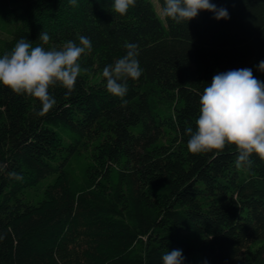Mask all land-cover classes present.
Returning a JSON list of instances; mask_svg holds the SVG:
<instances>
[{
    "label": "trees",
    "instance_id": "16d2710c",
    "mask_svg": "<svg viewBox=\"0 0 264 264\" xmlns=\"http://www.w3.org/2000/svg\"><path fill=\"white\" fill-rule=\"evenodd\" d=\"M0 0V56L21 38L45 48L92 41L75 90L40 102L0 85V264H264V161L237 168L233 146L191 154L199 98L217 73L264 61V0H210L177 24L151 0ZM161 8L163 0H157ZM138 45L143 69L121 98L103 68ZM16 173L21 179L9 177Z\"/></svg>",
    "mask_w": 264,
    "mask_h": 264
},
{
    "label": "clouds",
    "instance_id": "9594fccd",
    "mask_svg": "<svg viewBox=\"0 0 264 264\" xmlns=\"http://www.w3.org/2000/svg\"><path fill=\"white\" fill-rule=\"evenodd\" d=\"M70 3L75 4V0ZM135 3L136 0H114L112 9L123 16ZM202 10L214 12L217 20L229 18L226 9H218L210 0H163L160 15L179 24L195 18ZM38 40L41 43L33 46L21 38L11 51L0 56V85L16 95L38 100L41 109L36 115L44 116L57 103L49 89L60 85L70 96L82 71L81 58L92 51L93 45L81 35L78 44L67 41L59 49L45 48L50 36L43 31ZM124 47L126 54L102 71L107 92L121 98L122 106L127 105L124 97L128 93V79L137 80L143 72L137 59L138 45L126 42ZM258 70L264 72V61L259 62ZM195 126V131L192 127L185 129L191 154L219 153L233 146L238 153L237 168H251L253 154L264 161V81L257 79L250 68L217 73L199 98ZM9 177L21 179L16 173H9ZM184 260L180 249L162 256L163 264H184Z\"/></svg>",
    "mask_w": 264,
    "mask_h": 264
},
{
    "label": "rangeland",
    "instance_id": "374dc122",
    "mask_svg": "<svg viewBox=\"0 0 264 264\" xmlns=\"http://www.w3.org/2000/svg\"><path fill=\"white\" fill-rule=\"evenodd\" d=\"M151 2H152V5H153V7H154V10H155L156 13L158 14V16H159L160 18H162V16L160 15V7H159V4H158L157 0H151Z\"/></svg>",
    "mask_w": 264,
    "mask_h": 264
}]
</instances>
